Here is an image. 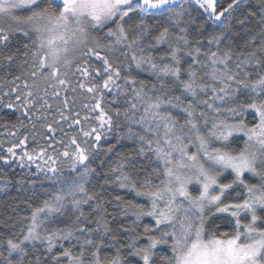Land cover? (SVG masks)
Wrapping results in <instances>:
<instances>
[{
	"label": "snow or ice",
	"instance_id": "1",
	"mask_svg": "<svg viewBox=\"0 0 264 264\" xmlns=\"http://www.w3.org/2000/svg\"><path fill=\"white\" fill-rule=\"evenodd\" d=\"M192 2L0 0V71L11 77L0 105L22 109L37 141L29 152L25 135L7 153L16 157L20 148L21 166L43 160L38 171L56 185L19 235L0 240V264H124L122 249L157 264L160 246V264H264V0L244 18L233 17L241 0H194L199 19ZM257 15L254 31L247 25ZM210 25L219 31L205 44ZM234 27L247 35L240 48ZM17 35L24 42L14 46ZM140 72L156 83L137 79ZM78 96L87 97L80 107ZM246 112L255 122H246ZM27 127L20 121L17 131ZM124 139L154 158L155 179L133 178L131 157L118 154L99 190H90L99 175L90 161ZM226 172L233 178L222 183ZM109 188L148 203L109 197ZM236 188V200L226 202ZM218 214H228L231 231L207 227ZM118 216L131 223L113 228ZM146 217L153 223L142 224ZM38 245L43 251L33 255ZM105 248L115 253L102 255Z\"/></svg>",
	"mask_w": 264,
	"mask_h": 264
},
{
	"label": "trees",
	"instance_id": "2",
	"mask_svg": "<svg viewBox=\"0 0 264 264\" xmlns=\"http://www.w3.org/2000/svg\"><path fill=\"white\" fill-rule=\"evenodd\" d=\"M227 0H220V3L226 5ZM189 5H186V7ZM192 9V15L194 18H200V12L197 11L198 6L190 5ZM259 12V7L257 4V0H241V5L233 12V17L244 18L249 13ZM250 23L247 25L248 28H252L254 31H258L256 27V22L259 19V16H251L249 17ZM202 22V21H201ZM163 23V21H162ZM233 25H235V19L232 21ZM213 31H219L215 25H210L205 32V36L200 37L202 41L206 44V37ZM234 33L239 31V35H233L232 40L234 41V47L240 48L244 45L245 39L247 38L246 33L243 30H239L238 27H234ZM195 33H192L194 36ZM190 36V38H192ZM24 42V38L21 35H17L15 39L12 40V44L22 45ZM166 45H161L158 50L153 52V55H160L164 49H166ZM14 50V49H13ZM215 50V48H213ZM95 63V62H94ZM247 71L252 72V68H248ZM135 75V73H134ZM253 75L255 73L253 72ZM243 76V73H241ZM11 77L5 75L4 72L0 71V95H3L4 92L9 90L8 85L6 83L7 80H10ZM137 79L147 82L149 85L152 83H156L155 79L150 76L147 72H140L137 76ZM17 83H20L19 81ZM175 94H179L176 92ZM9 98L5 97V101L7 102ZM11 99L15 101V94L12 95ZM87 99L84 96H78L76 107H80L81 104ZM241 100H247V97L241 95L239 97ZM18 103V102H17ZM233 107L235 105H232ZM55 107V104H54ZM22 109L17 111L15 108L9 109L0 105V157H7L9 163L5 164L2 159H0V240H5L12 234L19 235L20 228L24 225L26 218L30 217L32 210L35 207L41 206L43 202L47 199L51 198V194L55 191L56 185L54 184V179L46 178V173L38 171L37 165H41L42 167H46L44 161L41 159H37L34 163L25 162L24 166H21V162L19 160V156L22 154V150L20 148L16 149L17 156L12 157L7 153V148L11 146L12 143L16 142L18 139L23 138L25 135L29 136V140L27 143V150L31 152L34 148H36L37 141H33L30 135L29 129L30 125L28 120L22 116ZM85 113L81 110V116ZM246 122L252 123L255 122L253 120V116L246 112L243 117ZM234 119H239V117L232 118L230 117V122H233ZM20 121H23L25 125H28L27 128L20 129L17 131V127ZM16 133L15 135H9V133ZM57 137L59 138V133H57ZM39 141V137H38ZM43 143V141H39ZM103 143V141L101 142ZM112 143H116L113 139ZM218 146V145H217ZM240 147L243 146V138H241ZM138 145L130 140L124 139L118 145L116 150L108 155H99L93 158L90 161L89 166L95 168L98 177L93 178L91 180L90 190H99L98 186L103 183V173L107 171V169L111 166H114V162L118 160V154H127L131 157L133 161V166L128 169L129 173L135 179L143 180L146 176L151 179H155L154 176H151L152 169L156 166L153 162L146 156L137 155L136 150ZM104 161L103 167H98ZM50 163V161H49ZM64 172L67 174L68 169L64 166ZM47 176H51V173H47ZM233 176L229 173H225L220 177V181L222 183H227L232 180ZM246 175V179H247ZM250 182H255L250 181ZM114 187V186H113ZM191 189L190 191H192ZM241 192V189L236 188L232 191L231 195L226 199V202H234L236 200V193ZM121 195L125 200H133L140 204H147L146 199L141 197H134L133 194L127 192L126 190H120L118 188L113 191L109 188L107 195L109 197L115 195ZM195 195V192L193 191ZM84 211L87 214L90 209L89 206H84ZM63 219V218H61ZM132 218H125L118 216L116 222L112 225L113 228L118 229L121 223L130 224ZM70 222V221H69ZM151 218H144L142 224H151ZM59 226H63L62 224ZM94 227V225H93ZM207 227L210 230L217 232H227L232 229V222L230 217L227 214H218L216 216H212L208 218ZM142 232V227L137 229ZM118 241L120 243H127L126 234H121L118 236ZM65 247L68 246V241H63ZM119 246V245H117ZM79 249H75L78 251ZM43 251V246L38 245L36 251L33 255H38L39 252ZM59 251V249H57ZM166 251L163 246H160V251L157 254L156 261L157 264H160L159 256ZM115 253V248H105L102 250V255H113ZM122 255L124 256V264H142L139 257H134L128 255L127 249H122Z\"/></svg>",
	"mask_w": 264,
	"mask_h": 264
},
{
	"label": "rangeland",
	"instance_id": "3",
	"mask_svg": "<svg viewBox=\"0 0 264 264\" xmlns=\"http://www.w3.org/2000/svg\"><path fill=\"white\" fill-rule=\"evenodd\" d=\"M192 5H195V4H194V0H193V2H192ZM194 150H195L194 148L191 149V151H194ZM226 173L231 174L230 172H226ZM224 174H225V173H224ZM231 175H232V174H231ZM246 175H247V174H246ZM193 187H194V186H190L189 190L193 189ZM196 194H198V193L195 192V195H196ZM227 215H228V214H227Z\"/></svg>",
	"mask_w": 264,
	"mask_h": 264
}]
</instances>
